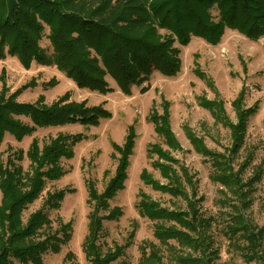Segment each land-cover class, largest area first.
Wrapping results in <instances>:
<instances>
[{
    "label": "trees",
    "instance_id": "16d2710c",
    "mask_svg": "<svg viewBox=\"0 0 264 264\" xmlns=\"http://www.w3.org/2000/svg\"><path fill=\"white\" fill-rule=\"evenodd\" d=\"M47 29L51 55L40 44ZM227 30L251 41L264 37V0H0V60L12 56L26 69L33 62L54 66L77 87L104 95L112 91L108 77L126 95L132 94L134 86L147 92L149 86L144 84L155 72L175 77L181 71V46L193 37L218 45ZM197 57L194 74L216 92L212 77L201 69ZM0 79V145L6 134L21 141L39 128L98 126L112 117L104 103L72 100L70 92L51 103L44 95L35 102L19 101L25 89L36 86L35 79L15 91L7 84L4 69ZM56 83L53 78L47 85ZM245 90L231 102L236 122L229 119L223 99L197 97L215 122L230 131V146L223 151L210 149L187 124L182 127L192 149L211 165L210 179L219 186L218 216L203 213L204 196L199 193L197 175L175 155L184 149L171 127V103L162 97V112L153 103L147 120L160 140L149 145L147 154L159 178L143 168L140 180L167 195L172 204L164 205L139 191L136 209L140 217L153 223L155 241L144 240L139 245L138 264H218L215 227L244 264H264V225L249 215L256 183L264 171L251 167V152L240 158L248 121L258 111V104L245 106ZM137 136L132 123L121 144L112 141L117 165L102 191L93 179L86 181L92 209L83 252L89 264H131L125 256L138 229L136 220L123 244L103 251L100 237L105 221L124 214L121 206H111V200L125 188ZM86 138L83 133L68 132L43 142L33 138L26 152L11 151L0 164V264H44L45 254L59 253L71 240L73 222L59 218L54 227L49 211L58 210L75 189L47 191L40 206L27 216L26 212L48 182L66 174L62 161L72 159L75 146ZM24 159L28 169L21 163ZM74 257L72 252L66 255V259Z\"/></svg>",
    "mask_w": 264,
    "mask_h": 264
},
{
    "label": "rangeland",
    "instance_id": "374dc122",
    "mask_svg": "<svg viewBox=\"0 0 264 264\" xmlns=\"http://www.w3.org/2000/svg\"><path fill=\"white\" fill-rule=\"evenodd\" d=\"M47 34L48 29L44 32L40 44L46 53L51 55L52 46ZM180 48L182 67L175 77H165L159 72H155L151 80L144 84L149 86L147 92L142 93L141 87L134 86L131 95L122 93L110 77H108V81L112 91L104 95L77 87L54 66H44L33 62L31 67L26 69L12 56L0 60V75L4 69L11 91H15L32 79L36 81V86L28 87L20 94L19 101L35 102L40 95H44L46 102L51 103L64 93L70 92L72 100L87 99L89 105L104 103L112 114L111 118L102 120L98 126L85 127L75 124L39 128L31 136H27L21 141L6 134L0 145L1 164L6 161L7 155L11 151L22 149L26 152L33 138L43 142L59 132L83 133L87 137L75 146V155L72 159L62 161L66 174L58 181L48 182L42 196L30 205L26 212L27 216L29 212L38 208L47 191L64 187L75 189L73 193L65 197L58 210L49 211L54 227L59 218L66 222H73L72 238L59 253L45 254L44 264H89L83 252V242L88 232V216L92 209L88 201L86 181L93 179L99 191L104 189L117 165L111 143L115 141L121 144L132 123H135L138 136L134 152L130 157L128 179L125 182V188L111 200V206H121L124 214L118 220L104 222L100 243L103 251L114 248L116 244H123L132 229V223L136 220L138 229L133 244L127 249L125 259L131 264H138L139 245L144 240L155 241L153 223L139 216L136 203L139 191L143 190L164 205L172 204L167 195L153 191L140 180L143 168L152 170L147 149L151 143L160 140L154 131L153 124L147 120V116L154 102L157 110L162 112V97L171 103V127L184 149L181 152H176L175 155L197 175L198 190L200 195L204 196L201 207L204 214L219 215V186L210 179L212 172L210 163L192 149L182 127L187 124L197 135L203 137L206 145L214 151L221 152L230 146L231 138L229 129L220 122H215L212 114L198 104V96L206 95L211 100L223 99L229 119L236 122L237 118L231 102L245 87V106L258 104V111L248 121L245 144L240 158L246 157L248 152H251V167L254 169L259 167L264 171V37L258 41H251L236 31L227 30L218 45H210L201 38L193 37L187 46ZM196 54L201 69L212 77L216 92H213L204 81L194 74ZM53 78L58 83L54 86L47 85V82ZM1 86L0 79V90ZM21 163L25 169H28L27 159ZM250 170L252 169L248 170L249 173H251ZM153 172L159 178V174ZM249 215L257 223L264 225V172L260 182L256 183L254 202L249 210ZM214 230L220 251L218 264H244L241 256L229 246L228 240L221 235L219 228L215 227ZM68 252H72L75 256L72 260L66 259ZM167 264L172 263L168 262Z\"/></svg>",
    "mask_w": 264,
    "mask_h": 264
}]
</instances>
